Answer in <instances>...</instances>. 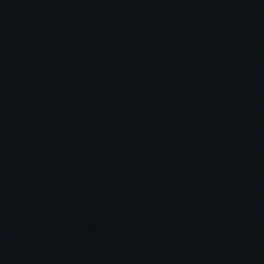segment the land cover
Returning <instances> with one entry per match:
<instances>
[{
  "label": "water",
  "instance_id": "95a60500",
  "mask_svg": "<svg viewBox=\"0 0 264 264\" xmlns=\"http://www.w3.org/2000/svg\"><path fill=\"white\" fill-rule=\"evenodd\" d=\"M0 264H264V0H0Z\"/></svg>",
  "mask_w": 264,
  "mask_h": 264
}]
</instances>
